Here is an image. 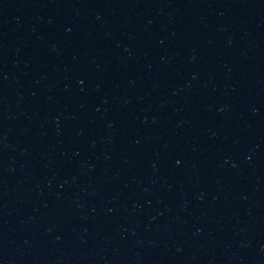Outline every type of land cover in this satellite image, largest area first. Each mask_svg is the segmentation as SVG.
<instances>
[{"label":"water","instance_id":"water-1","mask_svg":"<svg viewBox=\"0 0 264 264\" xmlns=\"http://www.w3.org/2000/svg\"><path fill=\"white\" fill-rule=\"evenodd\" d=\"M0 264H264V0H0Z\"/></svg>","mask_w":264,"mask_h":264}]
</instances>
